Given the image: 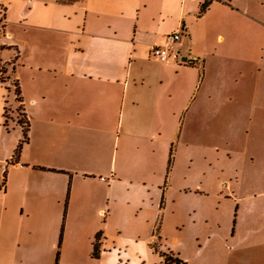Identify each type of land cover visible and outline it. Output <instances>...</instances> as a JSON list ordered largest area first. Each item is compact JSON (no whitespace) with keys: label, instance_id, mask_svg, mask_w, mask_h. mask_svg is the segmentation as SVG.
Returning a JSON list of instances; mask_svg holds the SVG:
<instances>
[{"label":"crops","instance_id":"0c3cea01","mask_svg":"<svg viewBox=\"0 0 264 264\" xmlns=\"http://www.w3.org/2000/svg\"><path fill=\"white\" fill-rule=\"evenodd\" d=\"M0 1V140L6 105L20 108L27 179L48 193L46 207L63 204L64 229L75 231L60 255L66 244L93 260L99 234L100 261L138 245L144 264H157L149 247L190 264L166 222L201 231L209 220L188 218L222 191L242 208L246 169L264 163V0ZM178 30L181 62H159L152 47ZM182 149L196 169L180 179ZM203 163L232 169L236 182L206 178ZM23 167L9 168L0 198ZM231 236L253 257L244 264H264V221L236 220Z\"/></svg>","mask_w":264,"mask_h":264},{"label":"rangeland","instance_id":"374dc122","mask_svg":"<svg viewBox=\"0 0 264 264\" xmlns=\"http://www.w3.org/2000/svg\"><path fill=\"white\" fill-rule=\"evenodd\" d=\"M16 87L15 81L11 80L8 85L12 91L11 101H14V96L15 100L17 99ZM10 110V107L6 105L0 140V186L4 183V177L8 176L9 168L24 166V170L16 171L7 192L4 194L2 192L0 198V223L7 225L0 233V264H144L146 256L138 245L124 250V255L121 254L124 258L121 259L117 258L115 252L103 261L100 259L89 260L72 252L66 244L63 247L62 255H60L62 240L65 237V240L68 241L75 235V231L69 227L64 229L63 204L58 203L54 208L46 207L42 201L45 197L49 199L48 193L35 184L32 179H27L26 174L32 170L30 166L32 162L21 150L24 145L21 132L23 128H26V120L22 116L20 108L15 109L14 115ZM11 120L20 123L13 125ZM182 148L184 149V147ZM183 149L177 154L173 172L180 179L184 175L194 174L196 169L195 163L191 164ZM221 155L226 164L229 159L225 157V154ZM11 156L14 165L9 162ZM203 166L209 172L206 178L211 177L214 182L219 184L225 182L231 187L236 182L232 169L225 168L220 172L219 167V172L214 174L212 166H206L204 163ZM246 171L247 176L242 178L241 195H250L251 199L248 198L242 208L236 209L237 200L226 196L222 191L220 203H217L215 199H204L199 203L198 210L191 214V217H185L194 219L197 223L205 219L209 220L207 225L199 226L206 238L202 239L203 242L195 236L200 234L199 228H191L189 225L176 228L166 222L165 233L169 238L177 239V245L181 251L179 256L187 257L190 264H244V260L249 262L250 258H253L244 251H240V248L234 245L231 236L236 220L245 224L264 221V163L257 162L256 159L255 163L251 164ZM15 220H20L21 224H12V221ZM212 221L218 223L215 224ZM212 224L215 226L213 227ZM195 231L196 233H194ZM249 234L251 233H245V235ZM149 251L156 263L161 264L163 258L159 257L158 251L153 252L150 247ZM253 263L252 260L247 264Z\"/></svg>","mask_w":264,"mask_h":264},{"label":"built area","instance_id":"2783aa9c","mask_svg":"<svg viewBox=\"0 0 264 264\" xmlns=\"http://www.w3.org/2000/svg\"><path fill=\"white\" fill-rule=\"evenodd\" d=\"M5 5L0 1V37L5 36L3 33L5 22ZM181 32L175 31L167 34L164 41L160 45H154L151 49V55L159 62L165 63L169 60L174 62H181L179 60V53L177 50V44L181 40Z\"/></svg>","mask_w":264,"mask_h":264},{"label":"trees","instance_id":"16d2710c","mask_svg":"<svg viewBox=\"0 0 264 264\" xmlns=\"http://www.w3.org/2000/svg\"><path fill=\"white\" fill-rule=\"evenodd\" d=\"M16 94H18V87H16ZM5 110H4V115H3L4 118H5ZM22 134H23L22 142H25L26 141V128L25 129L23 128ZM99 236H100L99 234L96 235L92 242V250H91L90 256L93 259H98L100 256V245H99L100 237ZM160 256H162L163 258L161 264H186V262L181 260L175 253L171 251L162 252L160 253Z\"/></svg>","mask_w":264,"mask_h":264}]
</instances>
